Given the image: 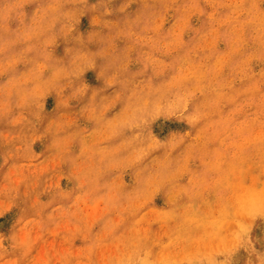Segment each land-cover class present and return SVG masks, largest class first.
Segmentation results:
<instances>
[{
	"label": "rangeland",
	"instance_id": "1",
	"mask_svg": "<svg viewBox=\"0 0 264 264\" xmlns=\"http://www.w3.org/2000/svg\"><path fill=\"white\" fill-rule=\"evenodd\" d=\"M0 264H264V0H0Z\"/></svg>",
	"mask_w": 264,
	"mask_h": 264
}]
</instances>
